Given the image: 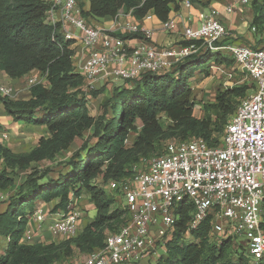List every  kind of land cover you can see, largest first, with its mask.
<instances>
[{"label":"trees","instance_id":"trees-1","mask_svg":"<svg viewBox=\"0 0 264 264\" xmlns=\"http://www.w3.org/2000/svg\"><path fill=\"white\" fill-rule=\"evenodd\" d=\"M86 1L83 10L77 0L86 20L88 16L115 18L123 12L135 20L151 14L163 22L184 0ZM188 1L205 6L211 0ZM248 6L252 12L248 29L255 39L250 46L264 47V0H251ZM49 7L45 0H0V70L10 78L37 70L44 78L43 83L30 86L29 98L0 96V102L15 120L46 130L28 151L13 152L0 143V193L6 196L0 210V236L7 240L0 264H63L75 252L88 255L101 247L104 237L118 230L128 217L120 200L105 189L106 182L130 176L135 163L160 155L170 139L203 138L211 146L218 145L238 98L253 87L248 80L219 91L215 101L204 106L203 115L194 116L192 79L196 73L208 76L212 63H235L225 53L202 49L169 69L145 71L126 80L129 84L115 85L106 99L111 113L94 117L82 91L84 79L73 64V40L63 36L59 23L48 21ZM119 36L142 38L143 34ZM224 41L231 40L226 37ZM75 139L81 140L80 149L62 169L39 165L68 151ZM164 141L168 142L162 147ZM83 195L95 213L76 236L55 243L26 239V227L37 205L54 202L51 211L65 213ZM191 211L190 203L178 209L177 222L165 236V251L151 264H252L245 242L234 243L232 237L212 232L211 214L188 231ZM260 215L264 230V201ZM185 235H189L187 241ZM258 264H264V259Z\"/></svg>","mask_w":264,"mask_h":264},{"label":"built area","instance_id":"built-area-1","mask_svg":"<svg viewBox=\"0 0 264 264\" xmlns=\"http://www.w3.org/2000/svg\"><path fill=\"white\" fill-rule=\"evenodd\" d=\"M250 1L235 3L244 7ZM182 3L191 5L188 0ZM49 5L48 21L59 23L63 36L78 38L86 50L74 66L87 85L106 77L130 80L145 71L166 70L204 49L229 55L253 86L238 104L218 145L211 146L203 138L172 140L144 168H137L135 163L130 176L109 179L105 189L120 200L128 217L118 230L104 237L101 247L74 264H133L151 250L163 253L165 236L177 222L178 209L186 203L192 205L188 231L211 214L212 232L226 235L225 229L232 226L244 238L252 264L260 263L264 259L260 215L264 201V47L224 41L231 33L214 9L199 11L195 26L182 27V41L188 44L163 48L149 39L150 30L135 24L123 26V33L143 34L133 43L132 38L123 39L90 24L81 15L77 0H50ZM177 18L170 16L163 21L162 29L175 28ZM27 82L32 86L42 80L32 76ZM13 95L11 85L0 84V96ZM51 208L45 211V204L35 207L25 231L28 241L35 240V229L44 223L61 240L79 233L81 211L77 207L65 213H54Z\"/></svg>","mask_w":264,"mask_h":264},{"label":"crops","instance_id":"crops-1","mask_svg":"<svg viewBox=\"0 0 264 264\" xmlns=\"http://www.w3.org/2000/svg\"><path fill=\"white\" fill-rule=\"evenodd\" d=\"M45 1L49 2L50 0ZM201 1L206 2L207 0ZM235 1L236 0H211L208 1L205 6L193 4L186 6L184 3H181L179 9L177 11H172L169 15L178 16L176 27L170 31H164L161 26L162 21L158 20L151 14L149 15L150 17L135 20L130 14L120 12L115 18L109 16H88L87 21L92 25L116 34L124 32V25L135 24L141 29L150 30L149 39L153 41L155 45L163 48H177L182 42V27L188 24L195 26L197 24V13L199 11L214 9L217 11V18L225 23L229 30L233 32H231V37L237 40L240 39L239 44L254 45V36L251 31L248 30V19L251 18L252 12L249 6L239 7ZM79 3L82 4L83 10L87 9L86 0H79ZM55 17L58 18V13ZM68 29L75 35L79 34V31L74 27H68ZM244 38L248 41H244ZM132 39V43L135 42L136 39ZM72 40L73 43L71 44V48L74 50L72 60L75 65L79 59L85 56L86 50L78 38ZM174 44L176 45L173 46ZM32 76L42 80V83L44 82V78L37 70H32L20 78H10L0 70V84L11 85L13 87L14 95L13 97H9L10 99L23 100L30 96L29 88L31 85H29L27 81ZM37 127L38 126H34L24 121L15 120L12 115L6 112L3 104L0 102V143L8 147L11 151L17 153L24 152L35 146L39 137L36 135ZM51 206V203L45 204L46 208H50ZM35 239L39 240L40 237H36ZM40 240H44V238H41Z\"/></svg>","mask_w":264,"mask_h":264},{"label":"rangeland","instance_id":"rangeland-1","mask_svg":"<svg viewBox=\"0 0 264 264\" xmlns=\"http://www.w3.org/2000/svg\"><path fill=\"white\" fill-rule=\"evenodd\" d=\"M249 30V29H248ZM230 33L232 32L229 30ZM250 31V30H249ZM233 33V32H232ZM252 33V32H251ZM253 34V33H252ZM235 36V35H234ZM254 36V34H253ZM233 39V40H232ZM230 40H232L233 44H239L240 39L237 40L233 37H230ZM244 41H248L246 38H244ZM245 43V42H244ZM174 44L173 46H175ZM202 49L198 51L201 52ZM247 77L245 73L239 68V66L236 63H233L232 65H224V64H217V63H212L209 69V75L204 76L202 73L197 72L195 77L192 79V90H193V99H194V109H193V114L196 117L202 116L203 115V109L206 104L212 103L215 101V95L219 91H224L231 86L235 84H240V83H249L247 82ZM123 85V84H129L126 80L118 79V78H102L98 82L93 83L92 85H87L84 83V86L82 88L83 93L86 95L87 99V108L88 112L90 115L94 117H99V116H109V113H111L110 108L108 105H106V99L111 91V89L115 85ZM251 88V86H250ZM250 88L247 90L246 95L250 93ZM92 91H95L96 94H93ZM245 95V96H246ZM244 96V97H245ZM238 98V103L241 102V100L244 98ZM164 123V121L162 120ZM37 132L36 135H46V130L43 126H38L37 127ZM172 140H178V139H170L168 141ZM91 141H94V139H91ZM168 141H164L162 144V147L165 143ZM81 145V140L80 139H75V141L72 143L71 147L69 148L68 151L63 152L60 154L54 161H42L39 163L41 167H51L52 170L58 171L64 167V164L71 159L72 155L76 152L79 151ZM28 151V150H26ZM156 154H152L148 158H141L136 164L137 168H144L146 163ZM54 175V174H52ZM6 199L5 195H1L0 193V210H2L5 206L4 200ZM116 204L117 201H115ZM54 202H51V205L53 206ZM74 207H77L79 210H81V216L77 220V225L84 226L85 223L89 221V219H92L95 213V210L93 208L92 203L89 201L88 197L83 195L80 198L76 199L73 201ZM121 205H123L121 203ZM51 206V207H52ZM47 208L45 211H48ZM35 226V225H33ZM46 223L40 225L37 229H35V237H40L44 238V240H40V242L44 243H55L59 240H61V237H58L56 235H53L51 232L48 231L46 228ZM231 230V231H230ZM226 231V236H230L233 239L234 243L240 242H245L244 238L242 235H240L238 232H235V230H232V226H229L225 229ZM225 235V234H221ZM47 236V237H45ZM215 236H218L215 234ZM185 241L189 239V235L184 236ZM38 240V241H39ZM6 238L0 236V254L4 251L5 245H6ZM159 252V251H158ZM158 252L154 251H149L148 253V258H143L140 259L139 261L133 263V264H151L152 262L155 261V259L158 257ZM87 254V253H86ZM86 254L78 253L75 252V254L68 259L65 263L63 264H68L69 262L77 261L83 258ZM62 264V263H61Z\"/></svg>","mask_w":264,"mask_h":264}]
</instances>
